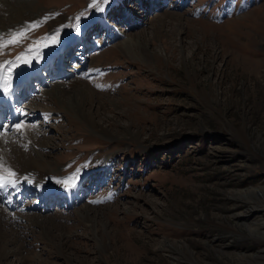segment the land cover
Here are the masks:
<instances>
[{
    "label": "rangeland",
    "instance_id": "374dc122",
    "mask_svg": "<svg viewBox=\"0 0 264 264\" xmlns=\"http://www.w3.org/2000/svg\"><path fill=\"white\" fill-rule=\"evenodd\" d=\"M107 1L39 0L35 11L67 24L53 30L45 17L0 54L16 60L56 33L59 46L78 16L89 31L85 66L75 62L83 72L70 60L69 76L44 88L57 94L29 90L19 109L38 107L36 119L0 138L6 166L29 176L21 189L35 178L62 195L42 208L45 192L31 190L23 211L0 192V264H264V212L239 219L264 202L252 194L264 190V0H164L146 16L149 0H127L132 17L117 0L104 33ZM56 45H36L29 69ZM24 130L46 143L34 152L47 172L22 162L18 149L34 147ZM78 180L71 204L66 190Z\"/></svg>",
    "mask_w": 264,
    "mask_h": 264
},
{
    "label": "bare ground",
    "instance_id": "6f19581e",
    "mask_svg": "<svg viewBox=\"0 0 264 264\" xmlns=\"http://www.w3.org/2000/svg\"><path fill=\"white\" fill-rule=\"evenodd\" d=\"M37 1H39V0H0V38H2V37H4V38H6V39H8L7 38V36H11L14 32H17V31H20V30H22V29H25V28H28L29 26H31V25H37L35 28H37L38 27V22L40 21V20H42L43 18H45V17H48V16H50L51 18H53L54 19V24H53V19L52 20H50L51 22H52V25H53V30H55V29H57V27L59 28V26H61V25H64V24H67L65 21L67 20H62L60 17L59 18H57L55 15H54V13H52V12H44V11H35V8H36V2ZM125 1H127V0H123L122 1V4L123 3H125ZM128 3H126V5H127ZM122 6V5H121ZM115 7H118V3H117V0L115 1V2H112V0H108L106 3H105V5H103V6H101L100 8H103V11H101V13H104L105 14V16H104V19H106V21H107V19H108V15H110L109 13L111 12V11H113V10H115V9H113V8H115ZM143 7V6H142ZM119 8V7H118ZM130 9H131V7H129ZM117 9V8H116ZM137 11H139V10H136V12ZM143 13V12H142ZM99 15V14H98ZM67 18V17H66ZM139 18V17H138ZM140 18H142V17H140ZM47 19V18H46ZM45 19V20H46ZM69 19V18H68ZM127 20V19H126ZM49 21V20H48ZM93 21V19L92 20H90L89 22H86L85 24H84V27H86V26H88L89 24L91 25V22ZM130 21H132V20H130ZM128 24V23H127ZM126 24V25H127ZM89 27V26H88ZM88 27H87V29H88ZM31 29H34V28H31ZM85 29V28H84ZM84 29L83 28H81L80 30H79V32H75L74 34L75 35H73L72 37H70L65 43H63L64 45H59L58 47H57V49L55 48L54 49V52L52 53V54H49L48 56L46 55V57H45V60H42V62H39L36 66H35V68L36 69H34V70H32V69H28V70H24V71H18L14 66L12 67V72H11V77H12V81H11V83L15 86V87H17V86H19V85H23V82H22V79H20V77L22 76L21 75V73L22 72H24L26 75H27V77H29L31 80H33V77H35V76H37L38 75V77H39V71L41 70V67L42 68H44V69H46V70H49V69H51L52 68V66H49L48 65V63H51V59L53 58V57H55L56 55H59L60 53H61V51L62 52H65V51H67V50H69V48L72 46V43L73 42H75V41H78L77 39L79 38V35L80 34H85V33H87L86 31H85V33H84ZM107 29H108V31H109V33H110V29H112V27L111 26H108L107 24H106V22H105V20H104V29H103V31L102 32H104V31H107ZM116 34H115V37H111L110 36V38H118V36H120V33H117V32H115ZM123 33V32H122ZM110 35V34H109ZM80 39V38H79ZM111 40V39H110ZM110 42V41H109ZM135 42V38H133V37H128V39L126 38V39H124V41H123V43H121L120 45L121 46H124V45H131V44H133ZM66 46H68V48L66 49V50H64V47H66ZM42 53V52H41ZM85 53H86V50H85V48H84V53H83V55H85ZM48 54V53H47ZM44 56V55H43ZM33 59V58H32ZM31 59V60H32ZM84 61H85V58L83 57L82 58V60H78L76 63H78V64H83V66H85V63H84ZM27 65V64H26ZM67 65V64H66ZM5 70H7V65H6V67H5ZM84 70V69H83ZM78 71H79V73L80 72H83L82 70H81V66H76L75 65V71L74 72H77L78 73ZM77 73H76V75H77ZM69 76V73H62L61 74V78L62 79H65L66 77H68ZM35 84V83H34ZM50 84V80H49V82L47 81L46 83H43V84H36V91H41L42 92V94L44 95V94H46V95H51V94H57V92L56 91H54V93L52 92H45V89L43 90V88L44 87H47L48 85ZM29 90L30 91H33L30 87H26V93H28L29 92ZM17 96H19V95H17ZM21 96V95H20ZM31 96V95H30ZM22 99V98H21ZM21 99H19L18 97H11L8 101L9 102H12L13 103V107L12 108H9V114H11L12 115V120H14V121H16V120H18V119H22V118H24V116H27L26 118H28V117H31V119H33V118H35L36 116H35V114L37 113V111H35V110H37V108L38 107H35V106H31L30 107V111L32 112L33 111V115H31V114H29L30 112H28L27 110H26V106L24 107V108H22V109H19V106H21V102H22V100ZM37 100V99H36ZM73 103L75 104H73V107L75 106L76 108H77V112L78 113H82L83 112V104H84V100H83V98H82V101L79 103L77 100H74L73 101ZM6 104H7V101H3V100H0V121L1 122H3L4 120H5V118H4V113H2V111L6 108ZM20 113H22V115L20 114ZM25 118V119H26ZM90 119V118H89ZM93 119V118H92ZM21 125H26L24 122H22V124ZM20 134H22V136L23 137H27V139L29 140L30 138H32L33 139V141L32 140H30V141H32V142H34V147H31L30 149L31 150H29V151H27V149H26V151L24 150V148L22 149V148H19L18 149V153H19V155H20V158H22L23 160H22V162L24 163V162H28L27 164L28 165H30L31 164V166L34 168V169H36V172H40V171H43V172H47L46 170H48V165L49 164H47L45 161H44V157H46V155L43 153V152H41V151H36V152H34V149H35V147L36 146H45V144L42 142L41 143V141H37V139L35 138V136L34 137H30V136H28V131H26V130H24L23 132H21ZM27 140V141H28ZM0 141H2L1 139H0ZM3 141H5V139L3 140ZM45 147H47V146H45ZM37 149V148H36ZM38 150V149H37ZM47 159V158H46ZM21 162V164H23ZM30 163V164H29ZM31 168V167H30ZM33 168H31V169H33ZM101 169V168H100ZM99 169V170H100ZM95 170H93V172H94ZM29 175V174H28ZM48 175V174H47ZM49 176V175H48ZM26 177H29V176H27L26 174L22 177V178H19V183H20V180L22 179L23 181H25L26 182V180H25V178ZM34 177H35V175H34ZM47 177V176H46ZM45 177V178H46ZM94 177V176H93ZM96 178V177H95ZM33 180H29L27 183V185H28V187H26L24 190L23 189H21L20 188V186H19V183H18V185H17V188L16 189H13V188H11V187H8V188H5L4 190H0V192L1 193H3V196H4V198L5 199H9L8 200V203H6L7 205V208H14L15 210H18L19 208H20V203H22L23 201H24V199H26L27 197H29V195H30V193L32 192V191H36V192H40L41 191V193L42 192H45V196L43 195L42 196V198H44V197H46V198H50V197H53L52 195L53 194H50V192L51 191H48L49 189L50 190H54V189H52V188H50V187H47V186H45L44 184H45V182L43 181V182H41V181H37L35 178H32ZM44 179V178H43ZM47 179V178H46ZM94 180V179H93ZM79 181L80 180H78V181H76V183L73 185V188L71 189V191L70 192H68V199L71 201V204H76V203H78V195H76V194H78V192H79V190L81 189L80 188V185H79ZM61 184V183H60ZM55 188H58V189H60V190H58V191H62V186H55ZM32 190V191H31ZM29 191H31L30 193H29ZM21 197V198H18L17 196L18 195ZM253 195H255V196H258V198L259 199H262L263 200V198L262 197H264V190H262V189H258V190H256V191H254L253 193H252ZM1 197H3L2 195H0ZM22 199V200H21ZM81 199V198H80ZM50 200H51V198H50ZM25 203V202H24ZM50 204V202L47 204V206L46 207H48V205ZM23 208H25V209H28L29 208V206H25V207H22V209ZM21 208H20V210H22ZM25 209H23V211H25ZM49 209H51V208H49ZM22 211V212H23ZM260 211H262V212H264V202L263 201H261V204H259V205H255L254 207H250L249 209H248V212H246V216H245V214H244V216H242L241 214L239 215V219H243V220H246L247 218H249V216H251V214H258ZM2 216L3 217H6V213L4 212V214H2ZM242 217H244V218H242ZM1 221H3V220H1ZM4 226H5V224H4Z\"/></svg>",
    "mask_w": 264,
    "mask_h": 264
},
{
    "label": "snow or ice",
    "instance_id": "6c2138e0",
    "mask_svg": "<svg viewBox=\"0 0 264 264\" xmlns=\"http://www.w3.org/2000/svg\"><path fill=\"white\" fill-rule=\"evenodd\" d=\"M99 11H103V8H99ZM79 21L80 17L78 16L76 18L77 28L76 31L79 32ZM37 25H31L28 28L22 29L20 31L14 32L12 34V38L7 41V43L3 42L2 38H0V54H3V49L7 47L8 45H19L23 43L25 39L28 37L29 30L31 28H35ZM58 35L59 33L53 34L51 36H48L46 38H41L40 41H34L32 45H30L24 53H22L20 56L16 58V60L6 61V62H0V91L4 92L5 94L8 93L10 88V76L12 72V67L16 64L23 61L25 64H28L30 62V53L33 51H38L36 48V45L44 42H51L52 45H56L58 42ZM7 65V70H5V67ZM17 130H22L23 125H17ZM0 138H3V134L0 133ZM7 142V141H5ZM25 149H27V145H24ZM19 183L18 174L11 168L6 166L5 162L3 161L2 156H0V190H4L5 188L11 187L13 189L17 188V185ZM67 184L68 182H64Z\"/></svg>",
    "mask_w": 264,
    "mask_h": 264
}]
</instances>
